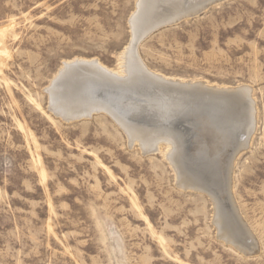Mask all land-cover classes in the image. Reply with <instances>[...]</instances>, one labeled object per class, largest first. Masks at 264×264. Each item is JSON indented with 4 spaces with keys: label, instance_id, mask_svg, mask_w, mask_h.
<instances>
[{
    "label": "rangeland",
    "instance_id": "obj_1",
    "mask_svg": "<svg viewBox=\"0 0 264 264\" xmlns=\"http://www.w3.org/2000/svg\"><path fill=\"white\" fill-rule=\"evenodd\" d=\"M139 3L0 0V264H264V0H223L164 25L152 2L146 25H162L137 49L165 79L252 90L254 135L229 192L222 175L213 191L187 187L185 175L213 183L188 128L179 155L152 142L140 114L130 130L148 131L129 134L105 111L67 120L51 108L89 107L75 89L61 105L50 95L64 63L125 76Z\"/></svg>",
    "mask_w": 264,
    "mask_h": 264
},
{
    "label": "bare ground",
    "instance_id": "obj_2",
    "mask_svg": "<svg viewBox=\"0 0 264 264\" xmlns=\"http://www.w3.org/2000/svg\"><path fill=\"white\" fill-rule=\"evenodd\" d=\"M211 1L214 2L211 3ZM222 1L223 0H140L137 13L131 19V24L134 28L133 39L122 58L125 76L120 77L118 74L110 72L98 64L97 60V62L76 60L64 63L58 78L49 89L50 95L52 93L54 99L59 101L61 105L62 101L67 99L70 101L72 99L69 97L66 99V96L70 95V90L66 91V89H75L78 93L77 96L79 95L81 99H84V102H86L85 104L88 103L89 107L87 106L83 110H75L70 108V106L66 108L60 106L58 108L53 105L55 102L51 99L52 110L56 113H58L57 110H60V114L67 120L84 116L90 117L93 112L105 111L111 114L123 128L129 130L130 126L133 124L132 122H137L141 120V117H145L142 118V120H150L153 122L151 123L154 127L148 128L155 130L154 136H152V142L158 143L160 140L167 141L168 144L173 147V154L178 152L179 155L183 152L185 155V147H187L185 146V141H183L185 140L183 138L185 137L183 133L184 135L186 134L183 132L185 128H188V134H190V136H193V133H195L193 130L197 133H204L207 138H210L211 143L205 140L201 141L196 150L193 147L195 150L193 153L195 160H199L200 158L201 163L212 167L211 169L208 167V172H211V174H209L212 175L213 183L207 182V180L204 182V177L201 175L203 178L201 179V177H198V183L196 184V182L191 179L192 177L189 178L185 174L182 175H185L186 181H188L186 183L188 184L187 187L204 191H208L207 189L213 191V187L217 186L216 182L219 176L222 175L225 181L223 183L225 185V192H227L230 187L233 162L240 153L249 147L254 135L255 125L253 116L255 102L252 98V90L247 86L219 89L218 87L207 86L202 82H184L165 79L161 75L151 73L142 63L137 51L139 41L142 38L144 39L146 35L148 36L155 27L162 24L164 25L168 22L170 24L171 22L183 19V17L197 14L207 9L210 5L212 6ZM152 2H154L156 6L162 5L161 17L164 19L162 20L164 23L160 22L162 23L160 25H146L149 23L147 22L150 15V9L148 8ZM169 2L175 4L174 7L169 5ZM170 10L172 14L165 17L164 14L168 13L167 11ZM151 23L152 22H150V24ZM135 32H142L141 35L143 36L141 37V35H139L140 38ZM144 80H146V82H144ZM216 92H225L222 93L225 95H216ZM234 92L239 95L230 96V94ZM136 114H140L141 117L135 118ZM140 127L141 129L134 127L133 130H126L129 134L132 131H138L140 133L148 131V129H146L147 127L142 128V124ZM134 135L135 138L138 137V134ZM185 138H187V136ZM211 145H213L217 151L213 153L214 155H211L212 153L210 154L208 151L210 149H208V146ZM152 150L155 151V149ZM228 150H231L229 154H227ZM217 154L220 156L227 154L226 159H222L221 161L222 167L220 168H222V174L218 168L219 164L217 158L219 155ZM180 159V162L185 167V159ZM173 161L174 160L170 163L174 164ZM197 162H200V160ZM201 168H203V165ZM191 169L197 174L205 173L203 170L204 168L201 170L196 166V168ZM213 184L215 185L213 186ZM215 197L218 198L220 196L215 194Z\"/></svg>",
    "mask_w": 264,
    "mask_h": 264
},
{
    "label": "water",
    "instance_id": "obj_3",
    "mask_svg": "<svg viewBox=\"0 0 264 264\" xmlns=\"http://www.w3.org/2000/svg\"><path fill=\"white\" fill-rule=\"evenodd\" d=\"M214 92V91H213ZM217 94L216 95H225V94H222V93H225V92H222V93H220V92H216ZM231 95H233V96H235V95H239V94H237V93H231L230 94V96ZM194 131V130H193ZM198 131V130H197ZM196 132V131H195ZM187 142L189 143V144H191V143H194L195 144V146H199V143H201V141H203V140H205L206 142H208V143H211L210 142V138H207L206 136H205V134L204 133H201V132H196V134H194V136L193 137H191L190 135L188 136V138H187ZM210 147H214L213 145H211ZM197 148H195V150H196ZM199 160H200V162H201V159L199 158ZM198 160V161H199ZM202 164H204V163H202Z\"/></svg>",
    "mask_w": 264,
    "mask_h": 264
}]
</instances>
